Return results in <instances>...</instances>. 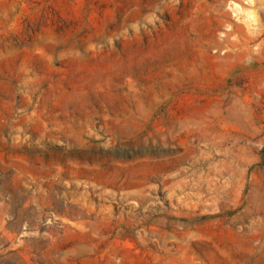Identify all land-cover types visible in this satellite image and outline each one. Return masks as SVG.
Returning a JSON list of instances; mask_svg holds the SVG:
<instances>
[{
    "label": "rangeland",
    "instance_id": "obj_1",
    "mask_svg": "<svg viewBox=\"0 0 264 264\" xmlns=\"http://www.w3.org/2000/svg\"><path fill=\"white\" fill-rule=\"evenodd\" d=\"M0 264H264V0H0Z\"/></svg>",
    "mask_w": 264,
    "mask_h": 264
}]
</instances>
